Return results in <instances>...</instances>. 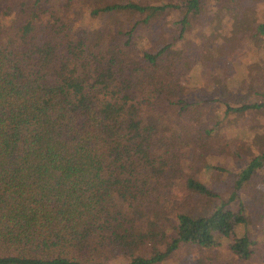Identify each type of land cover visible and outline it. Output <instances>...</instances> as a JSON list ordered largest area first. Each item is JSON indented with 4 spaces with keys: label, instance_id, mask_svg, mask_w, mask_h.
<instances>
[{
    "label": "trees",
    "instance_id": "trees-1",
    "mask_svg": "<svg viewBox=\"0 0 264 264\" xmlns=\"http://www.w3.org/2000/svg\"><path fill=\"white\" fill-rule=\"evenodd\" d=\"M64 1L67 14L52 25L32 9L19 23L11 4L0 11V264H164L184 244L211 252L221 238L237 262L252 260L257 241L241 231L248 209L230 205L261 178L264 151L211 214L170 222L165 192L176 182L218 195L186 173L197 129L176 72L178 41L154 52L136 43L141 25L169 11L181 10L185 36L211 0ZM84 14L98 27L71 32ZM126 17L136 19L130 29ZM254 27L249 38L264 41V22ZM263 107L226 103V114Z\"/></svg>",
    "mask_w": 264,
    "mask_h": 264
},
{
    "label": "rangeland",
    "instance_id": "rangeland-1",
    "mask_svg": "<svg viewBox=\"0 0 264 264\" xmlns=\"http://www.w3.org/2000/svg\"><path fill=\"white\" fill-rule=\"evenodd\" d=\"M24 1L29 11L24 8V12L21 8ZM154 1L148 0L150 3ZM34 3L35 0H0V11L8 10V4H11L13 10L9 7V19L19 18V23L31 15L32 9L38 13L39 18L35 21L40 26L52 25L53 14L61 18L67 14L64 0L50 3L44 0L41 9ZM224 5L211 0L192 20L185 36H181L182 28L178 24L183 17L181 10L162 13L151 24L141 25L136 32L138 48L150 52L178 41L174 47L178 57L176 72L186 85L185 97L197 129L190 133L186 173L194 175L218 195L208 199L189 190L184 181L176 182L165 192L170 222H176L180 212L194 216L211 214L222 201L231 197L239 173L264 151V107L226 114V103L233 107L264 105V41L249 38L254 26L264 22V0H225ZM240 20H243L241 26ZM98 22L84 14L81 20L72 22L70 30H92L98 27ZM125 22L126 28L130 29L136 19L126 17ZM204 131H210L209 136ZM262 175L264 169L258 171L261 178L245 182L239 190V199L230 205L237 208L243 201L248 209L250 221L241 231L257 241L258 252L252 260L237 262L230 252L231 242L221 238V246L211 252L184 244L164 264H193L201 256H209L222 264H264Z\"/></svg>",
    "mask_w": 264,
    "mask_h": 264
}]
</instances>
